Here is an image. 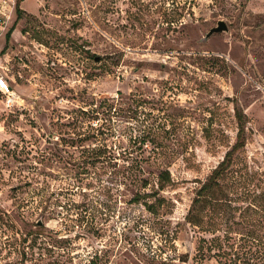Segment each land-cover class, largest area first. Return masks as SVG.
<instances>
[{"label": "rangeland", "instance_id": "rangeland-1", "mask_svg": "<svg viewBox=\"0 0 264 264\" xmlns=\"http://www.w3.org/2000/svg\"><path fill=\"white\" fill-rule=\"evenodd\" d=\"M3 50L0 264H219L186 216L237 108L264 180V0H18Z\"/></svg>", "mask_w": 264, "mask_h": 264}, {"label": "trees", "instance_id": "trees-1", "mask_svg": "<svg viewBox=\"0 0 264 264\" xmlns=\"http://www.w3.org/2000/svg\"><path fill=\"white\" fill-rule=\"evenodd\" d=\"M236 118V142L200 181L186 216L188 223L208 234L201 237L197 247L195 259L199 263L215 258L219 264H264V180L259 178L255 183L256 172L240 164L238 152L246 146L248 120L239 108ZM159 178L165 182L161 189L173 181L169 169L161 171ZM142 181V186L148 187V180ZM145 204L153 212L160 206L156 202ZM184 257L179 259L186 262Z\"/></svg>", "mask_w": 264, "mask_h": 264}, {"label": "built area", "instance_id": "built-area-1", "mask_svg": "<svg viewBox=\"0 0 264 264\" xmlns=\"http://www.w3.org/2000/svg\"><path fill=\"white\" fill-rule=\"evenodd\" d=\"M17 2L18 0H0V20H2V22L12 17L16 10ZM13 101L14 99L9 97L8 104L11 106Z\"/></svg>", "mask_w": 264, "mask_h": 264}, {"label": "water", "instance_id": "water-1", "mask_svg": "<svg viewBox=\"0 0 264 264\" xmlns=\"http://www.w3.org/2000/svg\"><path fill=\"white\" fill-rule=\"evenodd\" d=\"M226 30H228V26H227L225 21L221 20V21H219L217 26L213 27L209 31L207 36L210 37V36H212L215 33H220V32L226 31Z\"/></svg>", "mask_w": 264, "mask_h": 264}]
</instances>
